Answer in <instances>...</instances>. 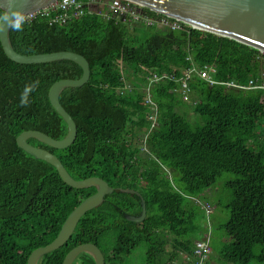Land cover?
Segmentation results:
<instances>
[{
	"label": "trees",
	"instance_id": "16d2710c",
	"mask_svg": "<svg viewBox=\"0 0 264 264\" xmlns=\"http://www.w3.org/2000/svg\"><path fill=\"white\" fill-rule=\"evenodd\" d=\"M79 1L85 13L65 23L37 16L22 32H10L20 53L70 50L91 64L89 82L60 94L78 125L75 142L56 149L36 138L28 141L56 154L73 178L100 176L115 191L39 264H62L70 249L85 242L99 246L106 264H131L136 252L145 264H195V242L209 232L201 202L208 201L204 193L224 173L232 175L220 202L227 215L220 244L214 243L212 230V248L226 263H264V53L184 22L171 29L120 16L109 10L112 0ZM143 12L165 16L146 7ZM193 65L214 67L218 81L246 85L254 80L256 87L211 85L194 74L191 106L199 121L193 123L179 111L188 104L178 92L180 79ZM131 73L135 79L128 87ZM151 73L173 78L159 80L151 89L158 118L147 134L150 108L144 98ZM82 75L72 60L16 63L0 42V264H27L31 251L53 241L69 213L97 191L95 186L70 187L52 164L17 144L25 130L66 137L68 124L52 106L49 89L59 79ZM34 80L40 86L30 105L21 106L22 89ZM184 155L193 164L171 179L167 166ZM117 188L135 189L145 197L148 213L142 222L126 218L140 214V198ZM73 264L95 260L82 253Z\"/></svg>",
	"mask_w": 264,
	"mask_h": 264
},
{
	"label": "water",
	"instance_id": "95a60500",
	"mask_svg": "<svg viewBox=\"0 0 264 264\" xmlns=\"http://www.w3.org/2000/svg\"><path fill=\"white\" fill-rule=\"evenodd\" d=\"M57 0H0L3 8H21L26 15L48 7ZM142 7L157 13L171 16L177 20L220 36L235 39L250 45L264 53V0H130ZM96 8V6H92ZM2 9V8H0ZM11 30L5 28L0 33V42L6 56L19 64H42L58 60H72L83 69L80 78H63L55 81L49 89V100L57 112L68 124V134L63 139H56L40 130H25L17 137L18 146L35 158L52 164L62 180L73 188L95 186L97 191L81 201L68 215L60 232L49 244L37 247L29 254L27 264H39L41 257L54 251L68 242L80 219L91 209L98 207L105 197L115 191L107 180L100 176L75 179L67 171L60 158L46 148L29 143L30 138L56 148L71 146L78 135V125L73 116L60 101L61 92L67 87H82L91 77V64L82 54L62 50L49 53L23 54L18 52L10 38ZM117 191L137 195L141 202L139 215L127 214L126 218L134 222H142L147 217V203L141 192L131 188H117ZM82 253L90 254L95 264H106L105 256L99 246L92 242L79 244L68 251L62 264H73Z\"/></svg>",
	"mask_w": 264,
	"mask_h": 264
},
{
	"label": "built area",
	"instance_id": "2783aa9c",
	"mask_svg": "<svg viewBox=\"0 0 264 264\" xmlns=\"http://www.w3.org/2000/svg\"><path fill=\"white\" fill-rule=\"evenodd\" d=\"M94 3L95 0H91V4ZM108 7L109 10L115 14L131 18L132 20H142L148 25H154L157 23L161 26H167L171 29L182 28V21L167 15L159 19L148 16L143 12L144 7L130 0H112L109 3ZM84 13L85 7L83 3L79 0H57L56 2L50 4L48 7L32 12L27 16L29 17V20H33L37 16H42L48 18L51 23H65L73 17L80 16ZM215 72L216 69L214 67L207 66L203 69H200L197 66L193 65L192 67L186 69L185 75L180 79L181 85L180 89L178 90L182 99L184 101L189 100V96L192 92L191 87L189 85V81L194 74H198L201 78L205 79L211 85L221 84L227 87H234L238 89H251L256 87L254 84V80H250L249 83L246 85L238 84L235 81H218L213 78V73ZM164 78H173V76L167 73H151L147 77L148 80L145 86L147 94L144 98V102L150 108V112L147 115L148 123L150 124L147 134H149V132L157 125L158 118V105L155 103V101H153L150 92L153 85ZM127 86L130 87V85ZM147 134L142 139L143 144H145L146 142ZM195 201L198 203L200 202L198 199H196ZM205 209L208 213H210L212 210V206L210 204H206ZM212 252V237L211 232L209 230V232L205 236L201 237L195 242V264H207L210 259V256L212 255Z\"/></svg>",
	"mask_w": 264,
	"mask_h": 264
},
{
	"label": "rangeland",
	"instance_id": "374dc122",
	"mask_svg": "<svg viewBox=\"0 0 264 264\" xmlns=\"http://www.w3.org/2000/svg\"><path fill=\"white\" fill-rule=\"evenodd\" d=\"M130 79H128L127 83L130 85L131 80L135 79V76L132 75V73L129 76ZM192 93L189 96V100L186 101L188 106H183L179 109L180 112L185 113L188 119L195 123L199 121V118L197 115H195L193 108L191 106L192 104ZM193 164V160L188 156L184 155L181 157H178L174 160L171 161V163L167 166L169 170V176L171 179H174V177L177 176L176 172H179L187 167H190ZM231 174L224 173L221 177V179L211 188L210 191L205 192L204 196L205 198L208 199V201H200L201 204L205 207L206 204H210L212 206V210L210 213L206 211L208 214V219L211 221H208L207 227L209 228L210 232L212 233V237H214V243L215 244H220L219 243V238L220 235L222 234L221 232V224H223L226 220V213L221 207V200L223 197L227 196V180L229 177H231ZM210 216V218H209ZM214 218V224H213V219ZM213 246V245H212ZM169 249H171L169 247ZM131 264H145L144 257L142 256V253L136 252V259L133 263ZM207 264H233V263H226L224 260H221L220 256L218 253L214 250L212 252V255L210 256V259ZM252 264H264V263H259L257 261H253Z\"/></svg>",
	"mask_w": 264,
	"mask_h": 264
},
{
	"label": "clouds",
	"instance_id": "9594fccd",
	"mask_svg": "<svg viewBox=\"0 0 264 264\" xmlns=\"http://www.w3.org/2000/svg\"><path fill=\"white\" fill-rule=\"evenodd\" d=\"M11 2V0H9ZM0 33L4 31L5 28H8L15 32H22L24 30V25L28 22L29 17L24 13L21 8H12L7 7L3 8V5H0ZM40 86L39 80L30 81L25 84L21 95H20V105L28 106L32 102L30 97L33 92H35Z\"/></svg>",
	"mask_w": 264,
	"mask_h": 264
}]
</instances>
